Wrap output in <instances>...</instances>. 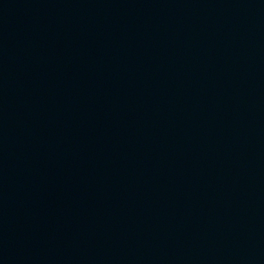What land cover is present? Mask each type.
Masks as SVG:
<instances>
[{
	"label": "water",
	"instance_id": "95a60500",
	"mask_svg": "<svg viewBox=\"0 0 264 264\" xmlns=\"http://www.w3.org/2000/svg\"><path fill=\"white\" fill-rule=\"evenodd\" d=\"M0 264H264V0H0Z\"/></svg>",
	"mask_w": 264,
	"mask_h": 264
}]
</instances>
